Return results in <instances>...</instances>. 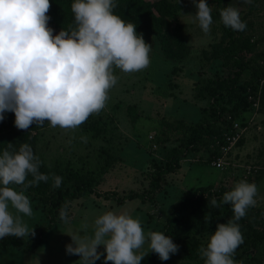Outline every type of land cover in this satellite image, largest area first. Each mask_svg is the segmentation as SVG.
I'll return each mask as SVG.
<instances>
[{
  "label": "rangeland",
  "instance_id": "1",
  "mask_svg": "<svg viewBox=\"0 0 264 264\" xmlns=\"http://www.w3.org/2000/svg\"><path fill=\"white\" fill-rule=\"evenodd\" d=\"M165 1L174 4L164 14L165 23L159 35L152 30L151 24L150 29H136L150 46L147 67L135 72L113 67L117 82L108 90L104 108L89 115L81 125L66 129L52 127L45 121L43 126L33 123L28 129H18L13 112H6L8 120L6 113L2 114L0 155L5 150L12 153L22 144H29L41 162L39 172L47 175L48 180L26 189L22 185H9L17 192L23 191L32 208L30 217L10 207L11 213L35 234L22 238L26 248L7 246L0 250V264H81L78 255L66 252L65 246L72 243L67 234L91 235L95 219L108 211L128 214L140 221L146 236L145 244L138 250V254H142L149 250L148 233H161L164 218L181 191L190 186L211 184L215 189L221 187L230 191L241 180L255 184L257 193L252 207L263 212L264 223V97L261 98L264 77L257 85L250 82L254 71L258 74L256 69L264 65V0H250V3L205 0L211 13L220 14L223 8L233 7L246 23L243 31L233 30L236 46L228 56L222 49L228 38L219 17L211 15L210 31L205 33L194 17L198 0ZM152 11L159 17L158 11ZM48 27L53 35L59 33L52 26ZM239 63L243 64V70L237 84L242 86L249 82L253 86L247 96L248 102L239 108L238 115L230 119L225 115L230 123L228 133L237 134L238 139L226 151L223 163L215 166L204 160L203 148L197 152L188 151L177 168L161 173L157 187H153L156 168L164 166L170 158V149L179 147L189 134V127L198 123L200 108L208 106L210 97L206 83L210 84L221 75H233ZM232 102L223 97L220 103L229 107ZM65 167L78 172L90 171L95 179L92 186L96 193L85 192L69 201L65 210L67 222L62 221L57 212L50 227L45 229L48 216L42 207L48 200L42 198L54 192L53 175ZM31 179L29 174L26 183ZM111 192L116 193L115 196L135 192L140 197L119 203ZM97 251L102 255L95 264H105L103 246H98ZM239 251V248L235 250L233 260ZM259 258L264 264V256ZM181 261L182 253L178 248L175 254L170 253L168 260H160L159 264ZM199 262L204 264L201 254Z\"/></svg>",
  "mask_w": 264,
  "mask_h": 264
},
{
  "label": "clouds",
  "instance_id": "2",
  "mask_svg": "<svg viewBox=\"0 0 264 264\" xmlns=\"http://www.w3.org/2000/svg\"><path fill=\"white\" fill-rule=\"evenodd\" d=\"M50 6L49 0H0V120L3 113L13 112L18 129H28L33 123L43 126L45 121L52 127H78L104 108L108 90L117 82L113 67L135 72L149 63L150 46L136 33L134 24L113 13L114 0H75L71 10L76 27L56 35L48 27ZM195 6V20L207 33L212 23L211 8L205 0H198ZM220 18L234 31L246 28L236 8L225 7ZM40 163L27 143L16 152L5 150L0 155V239L35 234L11 213L10 207L30 217L32 208L23 191L9 185L26 189L46 182L48 176L39 172ZM29 174L32 179L26 183ZM53 181V186L59 187L62 178L53 175ZM256 193V185L244 180L224 193L222 203L232 205L234 216L227 223L217 224L206 247L200 250L204 264H235L232 257L243 242L235 221L254 206ZM211 204L219 207L216 199ZM67 217L62 208L60 219L67 222ZM94 224L91 235L67 234L72 241L65 246L67 254L78 255L81 264H95L102 255L98 246H103L105 264H140L144 256L138 250L146 236L138 219L108 211ZM147 240L150 251L162 261L178 251L179 246L163 233L149 232Z\"/></svg>",
  "mask_w": 264,
  "mask_h": 264
},
{
  "label": "trees",
  "instance_id": "3",
  "mask_svg": "<svg viewBox=\"0 0 264 264\" xmlns=\"http://www.w3.org/2000/svg\"><path fill=\"white\" fill-rule=\"evenodd\" d=\"M74 2L75 0H49L51 6L46 14L50 17L48 26H52L57 31L74 29L76 24L71 10V5ZM114 3L116 7L113 8V13L126 23L134 24L135 30L137 28H148L149 24H151L152 30L156 31L157 35L160 34L162 25L165 23L164 14L166 11L169 12L173 8L172 4H174L165 0H157L153 3L144 0H114ZM152 9L159 12V17ZM160 15L163 18H160ZM211 15L220 18L219 12L211 13ZM220 24L228 38L226 45L222 46L228 56L234 46H236L233 41V30L226 27L222 23L221 18ZM158 37L161 39L160 36ZM164 45H166V42ZM242 70L243 64L239 63L233 75H221L213 79L210 84L207 85L206 83L205 89L210 97L208 106L200 108L202 113L198 123L196 121L193 127H189V134L181 141L179 147L170 149V158L164 162V166L156 168L152 176L151 185L153 187H157V181L161 173L177 168L180 159L185 157L188 151L197 152L199 148H203L206 152L203 158L210 164L219 155V145L223 143V134L228 133L230 130V123L225 115L228 114L229 119L237 116L239 108L248 102L247 96L252 92L250 90L253 85H250L249 82L242 86L240 85L241 87L237 84ZM256 71L258 74H255L254 71V77L250 79V82L254 85L258 84L262 76L264 77V65L256 69ZM223 97H226L227 101L233 100L229 107L220 103ZM262 97H264V90H262ZM5 115L6 120H8L9 115L7 113ZM237 142L240 143L241 139ZM55 176L62 178L60 186H53L54 192L50 193L47 198L45 196L42 198L44 201L48 200V203L42 207L48 216L45 229L50 227L57 212H61L62 208L64 210L68 208L69 201L85 192L96 193L92 186V183H95V179L90 171L78 172L76 169L65 167L57 170ZM53 183L54 181L52 180ZM38 192L41 191L39 190ZM225 192L228 191L221 189V187L215 189L211 184L190 186L181 191L176 200L177 202L171 207L161 226V233L169 236L173 243L179 246L178 248L182 253V261L172 264H200V250L208 242L212 232L216 230L217 224L227 223L233 219L232 205L230 203H222ZM110 194L116 195L114 192ZM138 196L140 197L137 193L131 192L123 196H115V200L121 203L124 199H132ZM147 198L150 197L148 196ZM212 199H216L219 207L212 206ZM262 213L261 210L250 206L246 209L245 216L235 221L239 225V230L245 228L244 232L240 231L243 236V242L237 247L240 251L234 259L235 264H263L259 258L261 255L264 256ZM257 226L261 227L257 229ZM7 246L26 248L27 244L22 238L6 236L0 239V250ZM142 255L144 258L140 264H159L160 262L158 255L150 251V248Z\"/></svg>",
  "mask_w": 264,
  "mask_h": 264
},
{
  "label": "built area",
  "instance_id": "4",
  "mask_svg": "<svg viewBox=\"0 0 264 264\" xmlns=\"http://www.w3.org/2000/svg\"><path fill=\"white\" fill-rule=\"evenodd\" d=\"M229 119V117H228ZM235 126V124H233ZM238 139V135L234 133H224L223 134V143L221 144L219 148V155H217L211 163L215 166H220L223 163V159L226 154V151L228 150L229 147L234 144L235 140ZM222 162V163H221Z\"/></svg>",
  "mask_w": 264,
  "mask_h": 264
}]
</instances>
